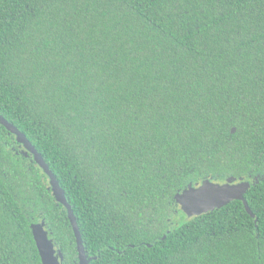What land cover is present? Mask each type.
Instances as JSON below:
<instances>
[{
  "label": "trees",
  "instance_id": "obj_1",
  "mask_svg": "<svg viewBox=\"0 0 264 264\" xmlns=\"http://www.w3.org/2000/svg\"><path fill=\"white\" fill-rule=\"evenodd\" d=\"M0 116L86 264H264V0H0ZM206 178L250 181L253 215L187 217ZM38 222L81 264L0 122V264H43Z\"/></svg>",
  "mask_w": 264,
  "mask_h": 264
},
{
  "label": "water",
  "instance_id": "obj_2",
  "mask_svg": "<svg viewBox=\"0 0 264 264\" xmlns=\"http://www.w3.org/2000/svg\"><path fill=\"white\" fill-rule=\"evenodd\" d=\"M0 122L3 125H5L7 129L16 136L17 141L21 143V145L25 149L30 151L36 163L42 168L44 173L48 176L49 184L52 188L54 196L60 203L65 205L69 213L70 219L74 225V231L77 238L78 248L80 251L81 264H86L83 241L76 222V218L73 209L70 203L68 202L65 192L62 189L59 181L57 180V178L49 168L48 164H46V162L44 161L43 157L38 152L36 147L26 138V136L17 127H15L13 124L8 122L2 116H0ZM233 132H235V128H233ZM203 186L206 187L210 186L213 188H224L228 194L220 199L205 201L195 206H186L185 203L183 202L184 194L188 191L198 190L200 187ZM250 187H251V182L246 179H242L239 181L219 182V181H213L210 178H206L200 184L190 182L188 184V187L182 193L177 195L176 199L181 209L189 218L201 215L203 213H207L209 211H213L217 208H221L234 200H243L247 211L253 215L252 210L250 209L249 205L246 203L244 199V195L249 190ZM32 229L43 264H60L58 250L55 246V243L50 238L48 229L46 228L45 224L43 222L35 223L33 224Z\"/></svg>",
  "mask_w": 264,
  "mask_h": 264
},
{
  "label": "snow or ice",
  "instance_id": "obj_3",
  "mask_svg": "<svg viewBox=\"0 0 264 264\" xmlns=\"http://www.w3.org/2000/svg\"><path fill=\"white\" fill-rule=\"evenodd\" d=\"M228 193L224 188H213L210 186L200 187L198 190L188 191L184 194V200L186 206H195L199 203L216 200L223 198Z\"/></svg>",
  "mask_w": 264,
  "mask_h": 264
},
{
  "label": "rangeland",
  "instance_id": "obj_4",
  "mask_svg": "<svg viewBox=\"0 0 264 264\" xmlns=\"http://www.w3.org/2000/svg\"><path fill=\"white\" fill-rule=\"evenodd\" d=\"M219 182H222V181H219ZM183 214L181 213V212H179V219H182L183 218ZM173 219H174V217H173ZM176 219V218H175ZM180 220H178V222H179ZM173 223H176V221H174Z\"/></svg>",
  "mask_w": 264,
  "mask_h": 264
}]
</instances>
